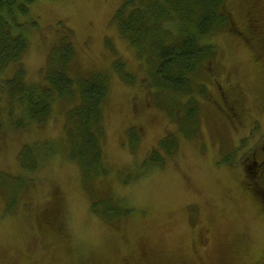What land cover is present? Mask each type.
I'll return each instance as SVG.
<instances>
[{
	"label": "rangeland",
	"instance_id": "1",
	"mask_svg": "<svg viewBox=\"0 0 264 264\" xmlns=\"http://www.w3.org/2000/svg\"><path fill=\"white\" fill-rule=\"evenodd\" d=\"M228 1L233 30L202 39L217 57L194 91L196 125L179 121L187 99L160 108L145 63L156 53L145 45L142 59L115 24L124 0L30 7L27 49L0 74V264H264V51L249 40L262 10ZM176 19L162 31L174 35ZM69 47L65 70L76 87L102 75L109 88L95 130L100 172L71 156L78 91L56 96L40 122L23 118L1 88L18 70L27 85H48Z\"/></svg>",
	"mask_w": 264,
	"mask_h": 264
},
{
	"label": "trees",
	"instance_id": "2",
	"mask_svg": "<svg viewBox=\"0 0 264 264\" xmlns=\"http://www.w3.org/2000/svg\"><path fill=\"white\" fill-rule=\"evenodd\" d=\"M38 1L0 0V74L11 64L20 61L25 53L27 39L22 31L25 27L22 18L28 15L30 7ZM228 6V0H124L116 12L114 20L117 28L132 44L141 49L140 57L143 59L145 56V45L156 53V58L148 59L145 63L150 70L151 85L160 101V108L171 111L173 106H182L175 105L178 100L187 99L186 108L182 106L179 109L178 116L182 124H198L196 115L199 104L193 103L194 91L200 75H209L213 71L217 57L215 44L204 43L202 39L219 29L233 30L231 27H234V18L232 12L227 9ZM175 16V21L178 22L179 19L177 32L174 35L172 32L164 33L161 26L165 27ZM71 52L69 47L62 67L51 66L52 71H49L47 77L48 85L43 88L27 85L21 70H18L14 78L2 81L1 88L7 90L12 108L17 109L23 118L40 122L47 119L57 97L74 95L78 91L82 106H77L74 114L78 116L76 122L79 139L71 156L78 161L85 156L89 157L86 171H91L92 168L100 172L101 143L97 141L100 135L95 133V130L102 131V107L109 88L106 78L102 75H95L92 79L85 78L79 87H76L74 80L65 70V65L72 56ZM122 76L124 80H135L130 73ZM199 84L206 87L207 91V82L203 78ZM146 86L150 91V86ZM189 96H192V99L188 98ZM182 110L187 113V119L181 118V115H184V112L180 114ZM197 131L196 128L186 135H196ZM176 143L177 141L167 148ZM167 144L168 141H164V145L168 146ZM251 163L254 164L255 160L252 159ZM250 164L248 170L254 168V165Z\"/></svg>",
	"mask_w": 264,
	"mask_h": 264
},
{
	"label": "flooded vegetation",
	"instance_id": "3",
	"mask_svg": "<svg viewBox=\"0 0 264 264\" xmlns=\"http://www.w3.org/2000/svg\"><path fill=\"white\" fill-rule=\"evenodd\" d=\"M254 5L256 7H259L260 10H262V11H259L262 19L257 20L255 18L252 20V23H251V19H250L251 33H249V36H250L249 40L256 42V39L258 38L257 45H258L260 50L264 51V39L262 41H260V39L262 37H256L257 34L261 33L260 31L264 27V16H263V14H264V12H263L264 0H254ZM245 32H247V31H241V34L244 36Z\"/></svg>",
	"mask_w": 264,
	"mask_h": 264
}]
</instances>
